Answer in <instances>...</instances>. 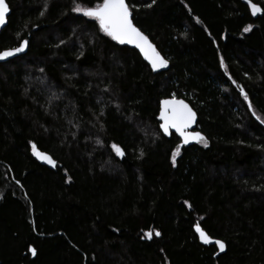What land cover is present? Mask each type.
Returning <instances> with one entry per match:
<instances>
[{
	"label": "trees",
	"instance_id": "obj_1",
	"mask_svg": "<svg viewBox=\"0 0 264 264\" xmlns=\"http://www.w3.org/2000/svg\"><path fill=\"white\" fill-rule=\"evenodd\" d=\"M6 2L0 51L29 43L0 63V264H264V0L254 17L241 0H126L168 61L155 72L72 11L101 0ZM171 96L207 147L162 135Z\"/></svg>",
	"mask_w": 264,
	"mask_h": 264
},
{
	"label": "snow or ice",
	"instance_id": "obj_2",
	"mask_svg": "<svg viewBox=\"0 0 264 264\" xmlns=\"http://www.w3.org/2000/svg\"><path fill=\"white\" fill-rule=\"evenodd\" d=\"M152 2L155 3V0H152ZM245 3L252 16H256L262 11L261 7L256 3H253L252 0H245ZM46 6L47 5L45 4V7ZM147 6L151 7V4ZM72 11L95 20L100 32L105 36L110 37L113 41L120 44L134 45L139 49L141 55L148 62L153 71H157L158 69L167 66L168 61L156 51L148 38L134 25L131 19L130 8L126 3V0H101V2L90 8H83L79 4H75ZM8 12L9 7L6 0H0V25L5 24ZM41 15H43V12ZM197 23H199L198 20ZM250 29L251 25H247L242 31L247 33ZM28 43L27 40H21L18 47L0 51V60H7L10 57L16 56L18 53L24 52ZM213 43H215V41H213ZM220 66L221 68H224L223 60H221ZM225 75H227V72H225ZM229 79H231V77H229ZM233 83L235 82L233 81ZM236 87L239 89L245 102H248V96L245 94L244 89L240 88L238 84ZM248 107L249 111H252L253 115H255L250 103ZM195 119L196 114L186 103H184L183 100H177L173 97L171 99H163L160 101V129L165 135H168L170 129H174L176 134L180 137L181 144H187L189 140L195 139L197 142H200L207 147V140L199 132H188V129L192 126ZM257 119H260V117H257ZM261 123H264V119H261ZM99 142L100 141H97V143ZM111 148L116 156H123L124 153L118 145L113 143ZM179 149L180 145H177V148L172 151L173 166H175V158L178 155ZM32 153L37 159H42L48 164L55 165V162L51 157L37 151L35 145L32 146ZM184 203L186 206H190L187 201ZM194 230L198 234L202 243H214L220 251L225 249V243L223 241L218 239L210 241L205 231H203L199 225H195ZM154 234L159 236L160 232L156 231ZM142 238L151 239L152 232H145ZM28 251L35 255V249L31 245L28 246Z\"/></svg>",
	"mask_w": 264,
	"mask_h": 264
},
{
	"label": "water",
	"instance_id": "obj_3",
	"mask_svg": "<svg viewBox=\"0 0 264 264\" xmlns=\"http://www.w3.org/2000/svg\"><path fill=\"white\" fill-rule=\"evenodd\" d=\"M242 2H244L245 3V0H241ZM7 3V2H6ZM127 3V2H126ZM8 4V3H7ZM246 4V3H245ZM8 7H9V5H8ZM9 12H10V8H9ZM9 12H8V14L6 15V21H5V24L4 25H0V31L5 27V25H6V23H7V16L9 15ZM254 17V16H253ZM132 19V18H131ZM135 25V24H134ZM136 26V25H135ZM137 27V26H136ZM138 28V27H137ZM139 30H140V28H138ZM141 31V30H140ZM142 32V31H141ZM143 33V32H142ZM144 34V33H143ZM145 35V34H144ZM146 36V35H145ZM147 37V36H146ZM148 38V37H147ZM25 40V39H24ZM148 40H149V42L155 47V45L150 41V39L148 38ZM118 43V42H117ZM120 44V43H119ZM127 45H129V46H131V47H134L138 52H139V54L141 55V53H140V51H139V49H137L134 45H131V44H127ZM19 45H17V46H15V47H18ZM11 48H14V47H11ZM26 48H27V46H26ZM26 48H25V50H24V52H22V53H18L16 56H19V55H21V54H23V53H25L26 52ZM6 49H10V48H6ZM6 49H2V50H6ZM155 49H156V47H155ZM1 50V51H2ZM156 51H157V49H156ZM158 52V51H157ZM158 53H160V52H158ZM160 55L163 57V55L160 53ZM16 56H14V57H16ZM14 57H10V58H8L7 60H9V59H11V58H14ZM141 57H142V59L148 64V62L143 58V56L141 55ZM164 58V57H163ZM7 60H0V63H2V62H5V61H7ZM149 65V64H148ZM150 66V65H149ZM150 68H151V66H150ZM161 69H163V68H161ZM158 70H160V69H158ZM155 72V71H154ZM174 96H171V97H166V98H162V99H160V101L161 100H163V99H171V98H173ZM175 99H177V100H183L184 101V103H186L192 110H193V112L196 114V119H195V121L193 122V124H192V126L188 129V132H199L198 131V125H197V119H198V117H197V113H196V111L191 107V105L186 101V100H184L183 98H178V97H175ZM160 101H159V110H158V119H159V115H160ZM160 123H161V121L159 120V130H160V132L162 133V135L164 136V137H166V138H169L172 134H174L177 138H179L180 139V137L178 136V134H176V132H175V130L174 129H170L169 130V133H168V135H165L164 133H163V131L160 129ZM197 141L195 140V139H192V140H189V142L187 143V144H181V141H180V145L181 146H183V145H190V144H193V143H196ZM37 151H39V152H41V153H44V154H46V155H48L49 157H50V155L49 154H47L46 152H42V151H40V150H37ZM36 158V157H35ZM37 159V158H36ZM52 159V158H51ZM40 163H42V164H44V165H46V166H48V167H50V168H54L55 167V165L53 166V165H51V164H48V163H46L44 160H42V159H37ZM53 160V159H52ZM54 161V160H53ZM55 162V161H54ZM56 164V163H55ZM198 235V234H197ZM207 235V234H206ZM208 236V235H207ZM209 237V236H208ZM198 239H199V242L201 243V244H203V245H209V244H213V243H209V244H204V243H202L201 242V240H200V238H199V236H198ZM209 240L210 241H215L214 239H212V238H210L209 237Z\"/></svg>",
	"mask_w": 264,
	"mask_h": 264
}]
</instances>
